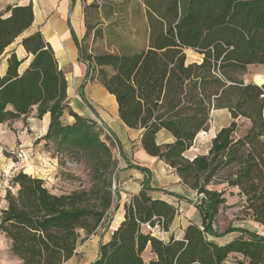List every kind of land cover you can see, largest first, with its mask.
Listing matches in <instances>:
<instances>
[{
	"label": "trees",
	"instance_id": "obj_1",
	"mask_svg": "<svg viewBox=\"0 0 264 264\" xmlns=\"http://www.w3.org/2000/svg\"><path fill=\"white\" fill-rule=\"evenodd\" d=\"M8 6L0 13V59L5 50L33 23V9ZM146 7L149 43L128 55H81L87 77L114 97L117 116L129 129L141 130L140 146L150 157L171 168L197 195L201 226L189 225L181 240L162 242L150 231H167L175 209L152 200L142 189L124 205V217L110 240L100 244L90 264H264V237L239 231L226 245L220 238L233 230L214 225L225 206V191L211 184L236 188L240 216L264 227V83H245L248 66H264V0H142ZM30 61L11 52L0 76V127L26 118L48 115L41 140L61 158L83 166L86 179L68 194L51 193L42 179L22 171L5 189L0 209V234L18 264H64L74 256L80 232L87 239L112 210V185L118 170L113 148L101 137L95 121L74 113L66 95L67 83L50 45L40 32L20 41ZM201 56L186 63L185 50ZM82 54V52H81ZM212 110H227L228 126L211 140L206 154L187 158L197 135L207 131ZM67 114L71 124L64 123ZM247 128L237 135L239 122ZM164 131L172 142L159 145ZM45 143V144H46ZM139 170H143L138 168ZM148 174V171H144ZM149 245L154 259L145 262Z\"/></svg>",
	"mask_w": 264,
	"mask_h": 264
},
{
	"label": "crops",
	"instance_id": "obj_2",
	"mask_svg": "<svg viewBox=\"0 0 264 264\" xmlns=\"http://www.w3.org/2000/svg\"><path fill=\"white\" fill-rule=\"evenodd\" d=\"M29 3L30 0H0V13H3L8 6H26ZM31 4L34 17L33 23L20 36L21 38L19 37V41L14 46H12L13 43L5 50L4 54L6 55L1 58L0 76L5 72L6 59L12 51L15 52L19 59H26L19 67L18 73L21 74L26 69L30 57H27L20 46V41L34 32H40L43 39L52 48L58 68L65 76L67 83L66 95L71 110L85 119L99 122L115 138L120 158L119 160L117 159L118 170L114 178L116 186L113 200L115 215L109 226V231L103 236L100 244H105L110 240L113 231L123 220L124 205L129 202L133 195L141 191L145 181H147V186L150 189L146 192L147 196L152 200L163 201L172 206L175 209V216L167 231L154 230L151 232L146 226L143 231H150L151 235L156 239L168 242L171 239L181 240L184 229L189 225L200 227L202 217L196 207V193L185 186L166 164L148 156L142 150L140 146L141 130L129 129L120 122L114 97L108 94L95 80V75L92 74V78L87 77L86 65L81 61V55L83 54L95 55L92 52L95 47H109V50L100 54L128 55L146 50L149 43V29L147 26L146 7L143 5L142 0H32ZM127 35H131V37L127 38ZM124 48L125 50H122ZM128 48H136L138 50L132 53H122L123 51H128ZM200 60L201 56H199ZM199 61L186 63H198ZM254 80L252 82L254 84H263L264 74L255 76ZM77 90L81 98L79 96L74 97ZM70 96H73V98H70ZM213 112H224L231 121L227 110L211 111L209 127L205 133L201 132L205 134L208 145L204 154L207 153L211 140L216 133L230 123V121L224 125L212 123L211 116ZM32 113L33 115L31 114V116L33 117L30 119L28 116L18 119L23 121L22 123H25L28 127L23 126L20 134L28 129L29 132L36 133L33 135L36 136V140L40 141L46 132L49 117L44 115L39 120L35 117V111ZM64 116L65 114L62 119L65 118ZM39 122H41L43 128L41 133H38ZM72 122L73 118L70 121L66 120V124H71ZM10 125L11 123L2 125L0 132H5L7 130L5 126ZM158 136L165 137L162 143L157 142L159 145L172 142L171 136L164 131L156 135V141ZM199 136L200 134L196 138ZM41 141L45 143V141ZM192 151L193 145L186 153L189 154L186 155L187 158L192 159L196 156H193ZM138 168L144 169V171L147 170L148 174ZM218 185L220 189H215L214 187ZM209 189L218 192L229 191L238 193L236 188L227 189L225 184H211ZM249 224L250 228L231 225L228 228L232 229V232L220 238L210 239L223 246L243 237L239 231H248L264 237L263 226L251 220ZM142 258L145 262L154 259L149 245L143 251ZM237 259L241 260V257L236 254L230 255L225 264H236Z\"/></svg>",
	"mask_w": 264,
	"mask_h": 264
},
{
	"label": "rangeland",
	"instance_id": "obj_3",
	"mask_svg": "<svg viewBox=\"0 0 264 264\" xmlns=\"http://www.w3.org/2000/svg\"><path fill=\"white\" fill-rule=\"evenodd\" d=\"M130 37L131 35H127V38ZM20 38L16 39L12 46H14ZM106 50H109V47H95L92 49V52L94 54H100ZM122 50H125V48ZM137 50L136 48H128V51H123L122 53H132ZM185 57L188 63L199 61L198 54L190 49L185 50ZM1 62L2 60L0 59V67ZM260 74H264L263 66H249L242 75V79L245 83H252L255 81V76ZM78 92L77 90L74 97L79 96ZM70 98H73V96H70ZM32 112L28 116L29 119L33 117L31 116V114L33 115ZM64 117V123H66V120H71V117L67 114H65ZM228 121L230 120L224 112H213L211 116L212 123L224 125ZM22 122L21 120H16L12 122L10 126H5L8 130L7 133V130H5V132H0V209L6 204L4 195L5 189L8 188L10 178L19 171L26 172V174L29 173L31 176L42 179L48 190L56 195L68 194L72 190L78 188L86 179L83 166L65 157L60 159L59 155H56L53 151L51 144L46 142L45 144L41 140H36V136L33 135L36 133L29 132L27 129L28 131L26 130L24 133L20 134L23 130L22 127L26 126V124ZM38 125V133L43 132L41 122H39ZM239 125L240 128L237 135H241L247 128V123L244 121L239 122ZM203 133H200V136L193 142V156L201 155L206 152L208 145L205 139L206 136ZM164 138V136H158L157 142L162 143ZM114 154L119 160L118 152L114 151ZM214 188L220 189L219 185ZM224 197L226 201L225 206L219 211L215 218L214 225L217 229L223 231L231 225L250 228V220L243 219L240 216L239 197L237 194L227 191ZM114 215L115 208L96 232L87 239H84V234L80 232V238L74 256L64 264H89L95 259L98 247L103 240V236L109 231V226L111 225ZM0 264H18V261L12 257L9 250V243L2 234H0Z\"/></svg>",
	"mask_w": 264,
	"mask_h": 264
},
{
	"label": "built area",
	"instance_id": "obj_4",
	"mask_svg": "<svg viewBox=\"0 0 264 264\" xmlns=\"http://www.w3.org/2000/svg\"><path fill=\"white\" fill-rule=\"evenodd\" d=\"M96 124H97V126L99 127V129L101 131V137L105 138L107 140V144H109L113 148L114 151L119 152L117 142H116L115 138L112 136V134L107 129H105L103 127V125H101L99 122H96ZM112 188H113V190L116 189V186H115L114 182H113ZM196 202H197V200H196ZM146 227L151 232H153L154 230H161V228L159 226H157V225L154 226L153 228H150L148 225H146Z\"/></svg>",
	"mask_w": 264,
	"mask_h": 264
}]
</instances>
